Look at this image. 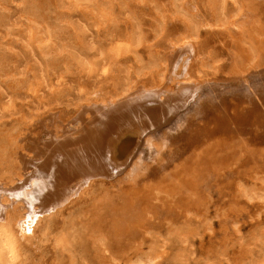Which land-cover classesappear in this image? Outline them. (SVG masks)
Listing matches in <instances>:
<instances>
[{"label": "rangeland", "instance_id": "374dc122", "mask_svg": "<svg viewBox=\"0 0 264 264\" xmlns=\"http://www.w3.org/2000/svg\"><path fill=\"white\" fill-rule=\"evenodd\" d=\"M213 1L0 0V183L6 188L17 187L26 178L10 179L20 177L14 172L20 170L16 153L30 152L22 149L23 139L37 135L32 122L47 118L50 125L55 122L48 127L66 132L62 121L66 122L61 126H77L72 119L91 97L105 102L112 91L127 82L144 81L143 76L163 77L162 83L168 84L172 73L165 71L164 56L170 47L184 44L183 39L197 46L192 72L203 78L217 76L200 86V96L178 117L145 135L144 145L124 173L95 176L83 193L78 192L82 195L77 193L65 203L67 207L51 208L56 213L47 220L55 227L67 223L77 227L73 251L65 252L58 264L264 263V0L254 5L256 9L255 0H226L221 14ZM211 8L219 14L211 16ZM226 42L231 44L224 46ZM115 46L126 49L119 62L106 59ZM157 51L159 55L151 54ZM104 65L108 75L100 76ZM81 66L87 72H81ZM109 84H116L117 90ZM55 109L62 121L51 120ZM12 189L3 190L2 200L8 197L10 212L22 210L18 217L11 213L13 217L24 218L22 199L14 197ZM45 221L31 235L28 264H56L46 246L50 241L40 237Z\"/></svg>", "mask_w": 264, "mask_h": 264}, {"label": "bare ground", "instance_id": "6f19581e", "mask_svg": "<svg viewBox=\"0 0 264 264\" xmlns=\"http://www.w3.org/2000/svg\"><path fill=\"white\" fill-rule=\"evenodd\" d=\"M211 1H213V0H209L210 4H211ZM204 2H206V0H204ZM213 2H214L213 8L216 5H218L215 8H217L216 10L218 12H220V14L225 12L226 3H227L226 0H214ZM183 3L184 2H182L181 4H183ZM260 3H261L260 0H255L253 2V6L256 4H257V6H259ZM127 4H129V3H127ZM126 6H129V5H126ZM182 7L184 9V6H182ZM210 7H211V5H210ZM254 7L256 9V6H254ZM192 8H194V7H192ZM213 8H211L213 10V15H211V16L215 17L216 13H218V12L215 13V9H213ZM163 10L165 11L167 9H163ZM187 11L188 10H186V12ZM218 14H217V16H218ZM229 14H231V13H229ZM167 16L168 15H166L165 17L167 18ZM176 16H178V15H176ZM173 17H175V15ZM229 17H230V15H229ZM164 20L167 21L169 19H164ZM164 20H162L163 21L162 23H164ZM176 20L178 21L180 19L177 18ZM199 20H200V18H199ZM221 20H222V18H221ZM221 20H219V21H221ZM232 20H234V19H232ZM177 21H174V22L176 23ZM225 21H227V19ZM184 22H186V21H183V23ZM233 22L234 21L231 22V20L229 21V23H233ZM175 23H173L174 26H175ZM177 23H180V22L178 21ZM125 24L127 27L128 23H125ZM139 24H140V21H139ZM156 24L157 23L152 24V25H154L156 27ZM166 25H167V23H166ZM166 25L164 27H166ZM170 25L172 26V24H170ZM186 25H187V23H186ZM253 27L255 28V26H253ZM124 28H125V25H124ZM175 28H176V26H175ZM257 28H259V26ZM129 30H131V29H129ZM144 30H148V29H144ZM152 30H154L153 26H152ZM152 30H150V32ZM161 31L163 32V30H161ZM239 31H240V29H239ZM250 31L252 33V30H250ZM257 31H258V29H257ZM145 32H147V31H145ZM174 32H175V30H174ZM243 32H245V30ZM259 32H261V31H259ZM128 33H129V35L131 34L130 31ZM127 34H126V36H128ZM143 34H145V33H143ZM164 35L167 36V34H164ZM236 35H237V33H236ZM115 36L117 37V35H115ZM144 36H146V35H144ZM251 36H252V34H251ZM219 37H222V35ZM233 37L236 38L235 36H233ZM238 37H242V36L238 35ZM47 38H45V39H47ZM143 38H145V37H143ZM181 38L183 39V36ZM230 38H231V35H230ZM114 39L115 38H113V40ZM120 39H122V38H120ZM182 39H180V41ZM49 40L50 39H48V42H49ZM119 40L117 38V41H119ZM186 40H187L186 38L183 39L184 44L179 43L180 45H178V46L176 45L174 47L172 46V48L170 47V50H168L167 52L164 50V52L168 53L167 56H164V57H167V58H165L167 60V64L165 63L166 64V68H165L166 70L165 71L166 72L169 71L172 73L169 77V83L168 84L165 85V82L162 83L163 77L161 79L157 78V80H155V79L149 80V78H150V76H149V78L146 77V79H148V80H145V78H143L144 77L143 76L141 79H144V81L138 79V80H135L134 82H131V83L127 82V83H125L126 86L124 88H122L121 90H117L116 84L118 82H117L116 77H114L112 75L115 78L117 83L115 84V87L112 86V85H114V81L112 80L113 78L110 77V78H112L111 82L113 84L112 85L109 84V85L112 86L111 88L114 87V89L117 91L116 92L114 91L115 93H113V91H112L113 96L111 98L108 99L107 97H105L104 101L107 98V101H105V102H103L102 98H101V100H102L101 101L100 98L98 99L96 97H94V98L91 97L92 94L90 93L91 94L90 97L92 99H88L87 102L85 99L84 102H86V103H85L84 107H82L81 110L79 109V112L72 119V122L74 121L77 126H70L67 123H66L67 126H61L62 124H64L63 122L65 121L64 120L65 116L63 117L64 121H62V116L59 115V111L58 110L56 111V109L54 110V112H53L54 114L50 115L51 120H53V119L56 120V118H57L58 120L62 121V123L60 122L61 123L60 127L61 128L66 127L67 128L66 132L60 131V129H57V128H59V126H55V125H54V129H53L52 123L55 124V122H51V125H50L49 124L50 122L47 123V120H48L47 118H46L47 120L46 119L44 120L42 118V120L40 119V120L34 121L35 120V117H34V119H33L34 123L32 122V126L34 127L37 125V128L35 130L34 128L31 127V129L34 130L35 134H37V135H35L34 132H33V134L35 135V137L31 138L30 135H27V137L23 139V140H26L25 144H20L24 151L25 150H28L27 152L33 151L34 154L32 152L31 153L29 152L27 154H25L23 152L20 153V151L17 150L18 152L16 154L19 153L18 154L19 160L17 161L18 166H20L19 169L20 170L22 169V167H21L22 163L24 165V168L22 169V172H19L20 170L14 171L15 173L18 171V173H20V175L18 174L20 177L10 178V179L11 180L13 179L12 181H14V179H17V180L19 179V182H21V178L24 177V175H26V178L24 177L25 179H22V182L20 183V185L17 183L18 184V186L16 185L17 187H13V185H11L10 187L6 188L5 186H3L0 183V264H28V262H29V259H28L29 253L28 252L30 250V245L32 246V243H30L32 241L31 235L36 233L35 228L40 225V221L43 218H45L46 221L44 222L45 224L42 227L40 226L41 227L40 237H42V240H44L46 242L50 241L48 243V245H46V246L48 247V251H50V252L52 251L53 256L55 258L54 261L56 262V264H58L62 260L65 252L71 253L73 251V246H74L75 242L77 241V227L74 226L72 223H70V224L67 223L64 227H58V226L55 227L54 224L52 223V221H50V219L47 220V218L52 217V214L55 212L56 208L62 209V206L66 205L65 203H67L70 199H73L74 196L77 197L78 192L83 193L85 191L84 189L87 186V184L88 185L90 183L92 184L93 179H95L94 178L95 176L101 175V176L114 177V176H118V175H121L122 173H124L125 170L127 168H129V166L131 165L134 158H136L135 155H137L136 154L137 151L140 150L139 148L142 147V145H144L142 143H144L143 141H145V140H143V139H145L144 138L145 135L151 131L153 132V130H157L158 128L164 126L167 123L169 124V122H171L174 117H176L178 114H180L179 111L183 107H185L186 105L189 106L188 103L192 99L196 98L195 96L198 95L197 94V93H199L198 91H201L203 89V88L200 89V86H202V84L204 85V83L208 79L210 80V78H211L210 75L213 76L212 74H209L210 78H203L200 76L199 73L196 75L194 72H192L193 69L195 68L194 62L197 60V58H195L196 60L193 62L194 59H192V55L196 52L195 50H196L197 46L194 44V41L189 42ZM230 40H234V39H230ZM250 40H252V38ZM44 41L46 42V40H44ZM53 41H55V40H53ZM125 41H126V38H125ZM255 41H253V42H255ZM224 42H225V40H224ZM233 42H232V45H233ZM249 42H248V44H249ZM259 42H260V40H259ZM51 43L49 45L52 46ZM236 43H238L237 40L235 42V45H236ZM46 44L48 45V43H46ZM227 44L228 43L226 42V44H224V46ZM229 44H231V43H229ZM238 44L236 46H239ZM251 44H252V42H251ZM118 45H120V44H118ZM149 45L150 44H148L147 47ZM61 46H62V44H61ZM222 46H221V48H224V46L223 47ZM55 47L56 46H54V48ZM147 47L145 50H148ZM212 47H215V46H212ZM227 48H228V46H227ZM51 49H53V48L51 47ZM110 49L112 51L106 53V56H107L106 59L107 60H108V58H111L113 60L115 59L114 61H116V59L118 58V62H119L120 55L122 53L124 54V52H126V49L124 50V48H122L121 46H115V47H112ZM224 49H226V48H224ZM140 50H141V48H140ZM55 51H57V50H55ZM61 52H62V50H61ZM164 52H163V54H165ZM198 52H199V50H198ZM197 53H196V55H197ZM58 54H59V52H58ZM151 54H156V55L158 54L159 55V52L158 51H157V53L151 52ZM55 55H56V52H55ZM149 56L151 57L152 55H149ZM125 58H129V57H125ZM53 60H54V58H53ZM72 61H74V60H72ZM49 63L52 64L54 62H52V63L49 62ZM61 63H62V65L65 64L63 62H61ZM193 63H194V65H193ZM113 64H115V63H113ZM55 65H57V64H55ZM74 65H75V63H74ZM189 65H190V67H189ZM217 69L219 70L220 68L217 67ZM81 72H87L85 67L81 66ZM195 72L197 73V70ZM160 73H161V71H160ZM216 74H219L218 71ZM98 75H100V76H107L108 75V69H107L106 65L101 66L99 68ZM167 76L168 75H166L164 78H166ZM123 77H121V78H123ZM216 77L211 78V79H215ZM121 78H120V80H121ZM131 79H132V77H131ZM134 79H136V78H134ZM106 81H108V80H106ZM210 81H212V80H210ZM122 82H124V81L122 80L119 83H122ZM117 85H118V87L120 86L119 84H117ZM204 86H202V87H204ZM79 88H80V91L83 92V87L80 86ZM94 91H96V90H94ZM110 91H111V89H110ZM81 92H79V93L81 94ZM96 93H99V90ZM104 95L106 96V94H104ZM109 95L110 94H108V97H109ZM199 96H200V94L198 95V97ZM101 97H103V96H101ZM191 104H192V102H191ZM39 113L40 114L42 113L41 115L44 114V112H39ZM39 113H37V114H39ZM45 113H47V111ZM36 116L38 117V115H36ZM46 116H48V115H46ZM66 118H69V117L66 116ZM31 119L32 118H30L29 120L31 121ZM25 121H26V119L24 120V122ZM30 121H27V122H30ZM69 121H71V120H69ZM69 121H68V123H69ZM24 125L26 126V124H24ZM73 125H74V123H73ZM48 126H52V127H48ZM27 127H28V124H27ZM49 129H51V130H49ZM61 130H63V129H61ZM27 131H29V130H27ZM52 131H53V133H52ZM24 132H25V130H24ZM44 132L46 134H44ZM23 134H25V133H23ZM51 134H53V135H51ZM14 135L17 136L16 134H14ZM13 138L14 137H12V139ZM147 138L148 137H146V139ZM16 139H17V137H16ZM23 140H22V143H23ZM9 142H11V141H9ZM17 144H16V146H17ZM12 148L10 147L11 150L9 148L8 149L10 151H12ZM142 149L143 148H141V150ZM12 157H14V156H12ZM9 159L10 158L8 155V158L6 160H9ZM15 159H17V157H15ZM4 162H5V160H4ZM6 164L4 163V165L7 167L8 165H6ZM1 165H3V164H1ZM1 168H2V166H1ZM8 170H9V168H8ZM9 172H10V170H9ZM5 173L7 176L10 175V174L8 175V171ZM0 174H1V171H0ZM2 175H4V174H2ZM6 175L2 176V177L4 178V177H6ZM15 176H16V174H15ZM90 178H91V180H90ZM102 180H104V179H102ZM12 181H10V182L12 183ZM94 181H96V180H94ZM11 189L13 190L12 194L14 195V197L22 199V200H19V201H21L20 202L21 204L20 203H18V204H20L21 208L24 209L22 216L20 214L21 217H24V215H25L24 218H18L17 219L15 217H13L14 215L18 217V215H16V214H18L19 209L14 208L15 210L17 209L16 214L12 213L15 211L10 212L8 209V205L6 203V200H5V199H8V197H5L2 200V196L4 195L3 190L7 192V190H11ZM81 193H78V195H80ZM5 196H6V194H5ZM183 196L185 197L186 195H183ZM12 199H14V198H12ZM196 200H198V199H196ZM3 201H5V202H3ZM185 202H187V201H185ZM192 202L194 204V201H192ZM39 205H41V206H39ZM52 207H55V209H51ZM66 207H67V205H66ZM48 209H50V210H48ZM12 210H13V208H12ZM45 210L47 211L46 213H44ZM21 211L22 210H20V212ZM26 212H28V214ZM11 213L14 215L12 216ZM33 241H34V239H33ZM41 261H43V260H41ZM262 264H264V263H262Z\"/></svg>", "mask_w": 264, "mask_h": 264}]
</instances>
